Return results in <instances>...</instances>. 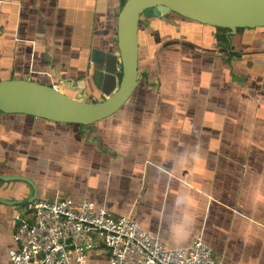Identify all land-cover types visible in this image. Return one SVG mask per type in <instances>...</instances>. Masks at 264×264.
<instances>
[{"label": "crops", "instance_id": "obj_1", "mask_svg": "<svg viewBox=\"0 0 264 264\" xmlns=\"http://www.w3.org/2000/svg\"><path fill=\"white\" fill-rule=\"evenodd\" d=\"M126 0H0V81L113 91ZM139 81L91 124L0 111V264L34 192L89 200L168 248L195 238L221 264H264V26L228 29L169 11L140 16ZM28 217L30 215H27ZM89 264H108L104 249Z\"/></svg>", "mask_w": 264, "mask_h": 264}, {"label": "built area", "instance_id": "obj_2", "mask_svg": "<svg viewBox=\"0 0 264 264\" xmlns=\"http://www.w3.org/2000/svg\"><path fill=\"white\" fill-rule=\"evenodd\" d=\"M25 207L26 214L14 216L10 264H89V251L99 249L107 251L108 264H221L198 237L187 248H168L134 221L89 200L35 198Z\"/></svg>", "mask_w": 264, "mask_h": 264}, {"label": "water", "instance_id": "obj_3", "mask_svg": "<svg viewBox=\"0 0 264 264\" xmlns=\"http://www.w3.org/2000/svg\"><path fill=\"white\" fill-rule=\"evenodd\" d=\"M234 33L238 28L264 26V0H126L118 14V69L121 76L113 91L100 101L87 102L66 95L52 85L26 79L0 81V111L27 113L36 117L80 124H91L116 112L130 97L138 84L137 29L141 15L158 17L166 12ZM20 179L19 176L0 177ZM36 193L23 201L26 205Z\"/></svg>", "mask_w": 264, "mask_h": 264}, {"label": "trees", "instance_id": "obj_4", "mask_svg": "<svg viewBox=\"0 0 264 264\" xmlns=\"http://www.w3.org/2000/svg\"><path fill=\"white\" fill-rule=\"evenodd\" d=\"M123 3H124V1H123Z\"/></svg>", "mask_w": 264, "mask_h": 264}]
</instances>
